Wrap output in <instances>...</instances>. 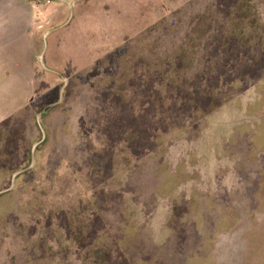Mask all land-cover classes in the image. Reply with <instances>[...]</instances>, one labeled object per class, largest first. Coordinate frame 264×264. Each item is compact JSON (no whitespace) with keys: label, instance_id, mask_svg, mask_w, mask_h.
I'll use <instances>...</instances> for the list:
<instances>
[{"label":"rangeland","instance_id":"obj_1","mask_svg":"<svg viewBox=\"0 0 264 264\" xmlns=\"http://www.w3.org/2000/svg\"><path fill=\"white\" fill-rule=\"evenodd\" d=\"M21 2L0 55V264H188L204 225L254 231L264 264V49L228 37L237 0Z\"/></svg>","mask_w":264,"mask_h":264},{"label":"crops","instance_id":"obj_2","mask_svg":"<svg viewBox=\"0 0 264 264\" xmlns=\"http://www.w3.org/2000/svg\"><path fill=\"white\" fill-rule=\"evenodd\" d=\"M26 6L21 0H0V55L5 48L4 41L20 39V27L28 25V14L25 12ZM21 45V44H19ZM20 46H18L19 48ZM18 55L25 57V49L19 48ZM21 84H25L22 83ZM0 112V123L9 119L8 111ZM238 225L232 228L209 230L204 225L202 230L203 239L206 240L201 248H195L191 256L186 261L188 264H248V258L253 255L252 243L255 232L244 234L239 231ZM235 231V232H234ZM251 255V256H252Z\"/></svg>","mask_w":264,"mask_h":264},{"label":"trees","instance_id":"obj_3","mask_svg":"<svg viewBox=\"0 0 264 264\" xmlns=\"http://www.w3.org/2000/svg\"><path fill=\"white\" fill-rule=\"evenodd\" d=\"M251 9L252 7L247 5V0H237L233 9L228 13L229 28L227 30L229 34L227 33V35L231 40L248 42L249 44H258L264 49V27H258L254 23H250V25H252L249 26L251 30L249 29L246 31V29L243 27V23L245 22L244 18L248 17ZM194 22L195 25L192 28L190 34L187 36V41L189 43L188 50H190V43L199 39L202 35L201 17L196 18ZM167 60H169L168 57H163L161 61Z\"/></svg>","mask_w":264,"mask_h":264}]
</instances>
